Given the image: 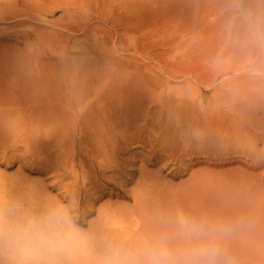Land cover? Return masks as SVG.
Returning <instances> with one entry per match:
<instances>
[{"label": "rangeland", "instance_id": "374dc122", "mask_svg": "<svg viewBox=\"0 0 264 264\" xmlns=\"http://www.w3.org/2000/svg\"><path fill=\"white\" fill-rule=\"evenodd\" d=\"M249 19L264 30V0H0V264H143L132 254L165 233L264 264ZM49 99L42 126L31 110ZM40 232L57 244L34 251Z\"/></svg>", "mask_w": 264, "mask_h": 264}, {"label": "bare ground", "instance_id": "6f19581e", "mask_svg": "<svg viewBox=\"0 0 264 264\" xmlns=\"http://www.w3.org/2000/svg\"><path fill=\"white\" fill-rule=\"evenodd\" d=\"M36 85H37L36 86V89L38 90V93H41V98L42 99L47 98L50 94H52V90H54V87H55V84L53 82H51L46 76L43 77V78H40V77L39 78H36ZM22 88H23V85H22ZM50 88H53V89H50ZM57 100H60V99H57ZM54 103H55V100H53V99H49L46 102H39L37 106L34 105V108L31 110V115L32 116L40 115L39 118L40 119L43 118L42 119V126L47 125L51 120H53L56 117V111H55L56 106H55ZM25 109H27V108H25ZM20 116H22V115H20ZM26 143L30 144V142H26ZM50 214H46L44 216V218H45L44 220H45V222H47L48 225H52L53 222L56 221L55 215H52L53 213L51 215ZM153 223H155V222L153 221ZM151 224L152 223L149 222L148 223V226H150ZM145 233H146V231H145ZM260 233H264V229L260 228ZM42 234H43V232H40V233L37 234V237H36L37 240L34 237H29L28 238L29 243H34V246H33V250L34 251L38 250L39 247H40V249H43L45 247V245H49L47 243L42 242V238H43V237L41 238ZM165 234L166 235H162V236H159L157 234L156 237H153V240L158 244V246H160L161 243H163L164 245L167 246V244H168V236H167V233H165ZM148 237L150 238V237H152V235H148ZM116 238L117 237H113L112 240H114V242L116 241L117 245H122L121 241H117ZM185 239H188V238L185 237ZM254 242H255V240H254ZM56 244H57V242H55L54 245H49V246H52L53 247ZM177 245H178V247H177ZM42 246H44V247H42ZM167 248L173 254V256L179 257L180 260H181V258H185L186 259V253L189 250L188 249L189 248L188 246H186L184 244H180V243H172ZM182 249H184V250H182ZM149 250L150 249H148L146 252H139V253L138 252H135L132 255L135 256V258H138L140 260L141 259L145 260L146 259V254L148 253ZM230 256H232V253H231V250H228V252L221 253V255H220L219 258H222V257L223 258H226V257H230ZM261 257L264 258V253L261 254ZM175 260H177V259H175ZM11 261H13V259L11 260V258H7V260H6V262H11ZM182 261H184V260H182ZM178 262L180 263V261H178Z\"/></svg>", "mask_w": 264, "mask_h": 264}, {"label": "clouds", "instance_id": "9594fccd", "mask_svg": "<svg viewBox=\"0 0 264 264\" xmlns=\"http://www.w3.org/2000/svg\"><path fill=\"white\" fill-rule=\"evenodd\" d=\"M249 31L264 38V30H262L259 21L249 19ZM42 242L54 245L56 241L54 237H43ZM220 255V249L214 244L208 243L189 249L186 253L185 264H219ZM21 264H31V261L26 258ZM143 264H176V261L167 246L161 243L157 248L148 251Z\"/></svg>", "mask_w": 264, "mask_h": 264}]
</instances>
